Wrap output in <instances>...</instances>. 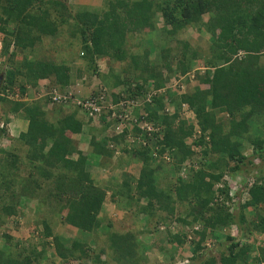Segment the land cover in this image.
<instances>
[{
    "label": "trees",
    "instance_id": "trees-1",
    "mask_svg": "<svg viewBox=\"0 0 264 264\" xmlns=\"http://www.w3.org/2000/svg\"><path fill=\"white\" fill-rule=\"evenodd\" d=\"M101 1V7L89 8L67 0H0V91L17 88L23 94L26 85L35 87L44 78L48 87L63 89L76 61L50 58L57 50L50 41L68 36V43L77 36L83 44L77 55L85 57L88 74L96 75V59L107 61L93 91L103 87L113 103H128L119 107L120 125L111 109L90 118L72 101L0 96V226L26 206L36 220L28 229L38 230L39 238L14 243L0 232V264H147L144 234L173 220L184 230L171 235L165 225L170 244H183L188 229L199 226L176 258L186 264L264 261L253 237L264 231V0ZM188 29L207 33V46L193 49L184 37ZM45 40L51 48L40 51L36 45ZM73 45L71 40L68 49ZM179 76L196 84L176 94L169 84ZM182 103L194 122L179 114ZM5 113L25 119L26 129L9 137ZM138 121L156 128L154 138H147ZM84 123L103 133L99 140L91 136L88 153L74 137ZM140 137L145 144L136 141ZM89 153L117 175L96 180L87 169ZM185 160L192 165L182 177ZM116 163L126 169L117 173ZM131 163L136 174L127 171ZM159 169H166L167 180ZM224 175L237 177L234 190ZM217 182L221 187L214 188ZM107 194L123 211L122 230L102 211ZM230 225L237 235H225V251L214 258L213 239ZM65 226L78 235L63 237ZM45 247L53 254L46 256Z\"/></svg>",
    "mask_w": 264,
    "mask_h": 264
},
{
    "label": "rangeland",
    "instance_id": "rangeland-1",
    "mask_svg": "<svg viewBox=\"0 0 264 264\" xmlns=\"http://www.w3.org/2000/svg\"><path fill=\"white\" fill-rule=\"evenodd\" d=\"M79 1H82L83 3H80ZM67 3H69L70 5L72 4H78V5H82V6H89V8H99L102 5V1L101 0H67ZM158 25H160V19L157 20ZM156 31H153V33L155 34ZM184 37L187 38L190 42V45L193 49L198 50L200 47L201 48H205L207 46V40H208V34L201 31V33L196 34L195 32H193L192 30L188 29L184 32ZM67 37L61 38V37H57L54 40H51V45L56 46L55 48H57L55 54H52L50 58H55L54 60H64L65 63L69 62V61H76L79 63L80 67L82 68V66L88 65V63L86 62L85 57H80L79 55H77L79 53L80 50H82V46L79 41H81L77 36L72 39L70 38L69 42H67ZM71 40L73 42V49L69 50L68 49V45L71 44ZM50 45V44H49ZM50 45V47H51ZM72 46V45H71ZM70 46V47H71ZM60 49H63L62 52ZM61 52V53H60ZM17 57L19 58L18 54H16ZM59 59H58V58ZM67 61V62H66ZM73 64V63H70ZM76 66V63H74ZM81 64H84L81 66ZM77 67V66H76ZM80 67H78L77 69L79 70ZM101 68L103 70H106L107 68V61L106 59H103V61L101 62ZM116 68V67H115ZM86 71L83 69L81 74L85 76L86 78ZM83 76V77H84ZM195 83V82H194ZM189 85H191L192 83H188ZM176 88L175 92H178L179 88ZM167 110L170 111L169 109H171V105L167 103H165ZM172 110H174L173 106H172ZM0 146H2V143L0 144ZM201 152V150L199 151ZM202 153V152H201ZM244 153L246 155H249L250 150L248 147H246V150L244 151ZM199 155V154H198ZM201 155V154H200ZM166 169H159V171H163V173L161 174L164 178L163 180H167L166 177V173L167 171H164ZM127 171L136 174V167L135 166H130L129 168H127ZM117 173L119 172L116 171ZM104 172L102 171L100 173V176L103 175ZM106 177L107 176H113L110 173H105ZM117 175V174H116ZM116 175H114L113 177H115ZM99 176V175H98ZM22 211L16 213V215H13V217H10V219L8 218L1 226H0V232H6L9 235L12 236V240L14 243H19L22 240H24L25 238L30 237L31 235H33V238L35 236H37L36 238H38V230L34 231V233L32 234L30 232V230L28 229V227L33 226L34 224H36V220H35V216L33 215V213L28 209V207L24 206L23 209H21ZM102 211H104L105 216L108 219H111V223L113 225L114 228L118 229V230H122L124 228V224L125 221L123 220V211L115 206L112 202L110 197L108 196V194L105 196L104 202L102 204ZM165 225L168 226V230L170 231L171 235L175 234V232H180L179 228H181L182 230H184V226L180 225L178 222H176L175 220L170 221L168 224H164V228ZM38 228V227H37ZM105 229V227H104ZM156 229H158L156 232L155 231H151L149 232V236L147 234L145 235V239L146 241H143V251L142 254L146 259L147 264H169L170 262L167 261V257L163 254V252L166 249V253L169 254L170 250L167 249L169 248V246L173 247L175 249V255L173 257H175L173 259V262L170 264H173L174 262H176L178 259L177 256L180 254H184L187 250V240L183 241V244H178L177 242H174L172 244L167 242V232L163 229V227H157ZM233 233L234 231H230L229 227H227V231L226 233ZM65 236L67 235H71V231H69L68 229H66L65 232ZM41 238V237H40ZM162 249H161V247ZM212 249V253L215 254V252H217L215 250V246L212 245L211 247ZM46 256L52 255L53 252L51 253V248L45 247ZM50 252V253H49ZM188 253V252H187ZM186 253V254H187ZM166 261V262H165ZM72 263H76L71 261ZM54 264H59V261H55ZM77 264V263H76Z\"/></svg>",
    "mask_w": 264,
    "mask_h": 264
},
{
    "label": "crops",
    "instance_id": "crops-1",
    "mask_svg": "<svg viewBox=\"0 0 264 264\" xmlns=\"http://www.w3.org/2000/svg\"><path fill=\"white\" fill-rule=\"evenodd\" d=\"M79 2L83 3L82 1H79ZM77 5H78L77 3L76 4L75 3L72 4V6H77ZM36 47L38 49H40V51H44L46 48H51L49 43H48V41H46V40H45V43H43L41 45H36ZM79 52H81V51H79ZM18 56H19V54H18ZM20 58H21L20 56L18 58L17 55H16L14 57V61L15 62H19ZM102 61H103V59H96L95 60V64H96V67H97L96 68V73H95L96 75L88 74V71H86L88 69V67H86V65H84V64H81V66L84 65V66H82V68L80 67L78 62H75L77 67L75 66L74 63L71 64L69 66V68H70V76L71 77H70L69 83L63 88V90H69V91H71L73 93L78 94L79 96H86L91 91L95 90L97 85H98V83L101 82V79L99 77V73L100 72L104 73V71H106V70H103L101 68V62ZM78 67H80L79 70L77 69ZM83 69L87 72L86 73V78H85L84 75L81 74ZM48 83H49L48 80L45 79V78L44 79H39L37 84H36V86H38L40 84H44L45 85V84H48ZM117 87L118 86L114 87L113 89L116 90ZM38 98H40V97H36L33 94V95H30V97L28 96L25 101L35 100V99H38ZM6 116H7V121H5L6 122V130H7V135L9 137H16L20 132H23L26 129V120L25 119H22V118L17 117V116H15L13 114H10V113H5V117ZM3 117H4V114H3L2 110H1V107H0V120L1 119L3 120ZM91 126L92 125H88V124L84 123L82 125V127H81L80 132H78V133H76L74 135L75 139L77 140V148L80 151H82V152H87L89 150V140H90L91 136H94L96 140H99L100 138L103 137L102 136L103 133H98ZM9 137H6V138L9 139ZM75 157H76V155L74 154L73 158H75ZM87 157H88V167H87V169L89 170L91 175H94V177L96 176V180H98V181H100L102 179L105 180L106 179L105 173H108V171L105 170L106 167L103 166V160L104 159L99 157L98 155H91L90 153L87 155ZM117 164L118 163H116L115 165L112 164V165H114L113 167L115 168V171H118V170H121V169L122 170L126 169V166L121 165V164L117 166ZM132 164L133 163H131V166H132ZM103 168H105V169H103ZM102 171L104 172V174L100 176V173ZM162 226L164 228V225H162ZM66 229L71 231V234H72L73 237L76 236L77 231H76L75 228H72L71 226H65L62 229V234H63L62 236L63 237H68L69 236V235L65 236L66 235L65 234ZM226 231H227V229L221 230L220 233H219L218 238L213 239V241H214L213 245L215 246V250L217 251V252H215V254L211 253V254H213L214 258L217 257L219 250L220 251H225L226 244H224L225 243L224 237L226 235ZM84 235L86 237L89 236L86 233ZM147 235L149 236V234H147ZM253 237H254V246L255 247H261L262 249H264V231L256 232L255 234H253ZM143 241H146L145 236H144V240ZM248 241H250V239ZM167 249H171L170 251H172V253H173L172 254V258H173V256L175 255V253H174L175 249L172 248L171 246H169V248H167ZM205 253L209 254L208 251H205ZM163 254L168 258L167 261L171 262L170 261V258H171L170 254L171 253L167 254L166 253V249H165ZM255 254H258V252L255 253ZM70 264H76V263H72L71 262Z\"/></svg>",
    "mask_w": 264,
    "mask_h": 264
},
{
    "label": "built area",
    "instance_id": "built-area-1",
    "mask_svg": "<svg viewBox=\"0 0 264 264\" xmlns=\"http://www.w3.org/2000/svg\"><path fill=\"white\" fill-rule=\"evenodd\" d=\"M12 48V44L9 47V51ZM5 60H4V56L1 54V39H0V72H2L5 68ZM169 86L171 88L173 87H178L179 89H181L183 87V85L180 82V77L177 79H172V81L170 82ZM115 92H117V90H114ZM35 95L36 97H44L47 96L50 99L51 103H66L68 101H72V103H74L79 111L84 114L86 117H90V118H95L97 117L100 112L102 111V109H111L112 113L111 115L116 117L118 119V123H122L121 121L119 122V118L121 119V114H118V110L119 107L124 106V104H128L126 102H124V100H119L116 103L112 102V98L110 97V95L108 94L107 90H105L103 87H99V89H97L96 91H91L88 95L86 96H78L76 93H73L69 90H59L56 86H47V84H40L38 86L35 87H31L30 85H26L25 86V92L23 94H20L19 91L17 90V88H13L12 90H9L8 88H6L4 91H0V96L6 97L10 100H25L27 99L28 96L30 95ZM136 104V102H135ZM127 108V105H126ZM180 112L179 114L181 116H186L188 117L190 114V111L188 110V107L182 103L180 105ZM127 109H125V113L124 116L126 117ZM170 111L167 110L166 107V111L169 113H172V107L171 109H169ZM121 125V124H120ZM3 126V123L0 122V127ZM137 126L139 128L142 129V131L146 132V136L147 138H154L155 136V132H156V128L153 127L152 125H149L148 123L144 122V121H138L137 122ZM116 128H118V126H116ZM196 133H198V129L195 128L194 129ZM194 137V136H193ZM207 138V137H206ZM126 141H132V139H128L127 137L125 138ZM136 141L138 143H143L145 144L146 140H143L141 137L140 138H136ZM201 148V147H200ZM199 147H197L196 145H192L191 146V150L196 153L198 151H200ZM155 155V153H153ZM195 157H198L196 154H194ZM162 157L165 160H168V155L166 153L162 154ZM192 164L188 161L185 160L180 168L179 174L183 177L184 176V171L187 167L191 166ZM222 179L228 181V182H232L233 184V190L234 188H236V181H237V177L235 179H231L229 177H227V175H224L222 177ZM248 180V179H247ZM248 182H250V180H248ZM217 187H221V183L217 182L214 184V188ZM163 227V226H162ZM198 224L193 225L188 231L189 233H191V231L198 229ZM229 230L230 231H234L233 233H231L230 235H235L237 233V229L234 225H230L229 226ZM187 238H190V234L187 236ZM205 245L208 247L210 245V240L205 241ZM187 260L184 259H179L176 262H174L173 264H186ZM258 264H264V262H259Z\"/></svg>",
    "mask_w": 264,
    "mask_h": 264
},
{
    "label": "clouds",
    "instance_id": "clouds-1",
    "mask_svg": "<svg viewBox=\"0 0 264 264\" xmlns=\"http://www.w3.org/2000/svg\"><path fill=\"white\" fill-rule=\"evenodd\" d=\"M1 38V37H0ZM13 49V47L11 48V50ZM10 50V51H11ZM81 52H79V54H80ZM190 75V74H189ZM180 77V80L182 79V77L183 76H179ZM181 82V84L183 85V87L181 88V89H179L178 90V92H175L176 91V88H171V90L172 91H174L176 94H179V93H183V92H186L189 88H191L193 85H195L196 84V81L195 80H188L187 82H184V81H180ZM192 83L191 85H189L188 83ZM195 82V83H194ZM58 88V87H57ZM59 89V88H58ZM60 90V89H59ZM63 89H61V91H62ZM78 95V94H77ZM13 101H22V100H13ZM168 102V101H167ZM167 102H165V103H167ZM185 104V103H184ZM170 105V104H169ZM186 106H187V104H185ZM171 107H172V105H171ZM188 107V106H187ZM188 110L190 111V114H189V116H188V118L191 120V121H193L194 122V116H193V113L191 112V110H190V108H188ZM168 113V112H167ZM229 227V226H228ZM224 230L225 229H227V227H224L223 228ZM222 229V230H223ZM189 230V229H188ZM191 235V233H189V231L186 233V236H188V235ZM226 235H230V233L228 232V233H226ZM235 235H237V233L235 234ZM235 235H231V236H235ZM187 241V243H188V241H189V239L187 238L186 239ZM207 240H210V239H207ZM188 246V245H187Z\"/></svg>",
    "mask_w": 264,
    "mask_h": 264
}]
</instances>
